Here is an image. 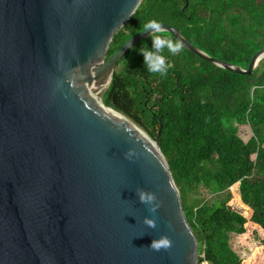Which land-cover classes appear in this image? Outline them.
Returning <instances> with one entry per match:
<instances>
[{
	"label": "water",
	"instance_id": "95a60500",
	"mask_svg": "<svg viewBox=\"0 0 264 264\" xmlns=\"http://www.w3.org/2000/svg\"><path fill=\"white\" fill-rule=\"evenodd\" d=\"M141 1L0 0V264H200L159 150L161 119L153 141L106 102L117 63L149 37L106 58ZM162 27L234 74L252 76L264 58L263 48L242 69ZM164 236L171 248L152 249Z\"/></svg>",
	"mask_w": 264,
	"mask_h": 264
},
{
	"label": "trees",
	"instance_id": "16d2710c",
	"mask_svg": "<svg viewBox=\"0 0 264 264\" xmlns=\"http://www.w3.org/2000/svg\"><path fill=\"white\" fill-rule=\"evenodd\" d=\"M152 19L242 69L264 48V0H142L113 36L106 58ZM144 46L152 47L149 37L117 63L107 106L153 141L161 119L159 150L203 255L199 263L264 264V58L252 76L239 75L183 47L177 55L165 50L169 70L159 75L147 70ZM200 188L210 198H200ZM232 189L246 215L229 205ZM248 225L255 238L247 251L238 240L248 236Z\"/></svg>",
	"mask_w": 264,
	"mask_h": 264
},
{
	"label": "clouds",
	"instance_id": "9594fccd",
	"mask_svg": "<svg viewBox=\"0 0 264 264\" xmlns=\"http://www.w3.org/2000/svg\"><path fill=\"white\" fill-rule=\"evenodd\" d=\"M142 29L148 34L149 39L152 42V47L148 48L144 46L140 54L144 57V63L147 70L153 74L166 75L169 70V65L167 63V56L165 55V50L171 55H177L183 50V43L179 40H173L166 33L167 30L162 27V24L155 19L149 20L142 25ZM139 199L141 203L147 205H153L156 201L154 194L145 193L143 190L138 192ZM159 204L150 208V211L155 213ZM144 223L150 227L155 228L156 222L154 219L145 218ZM171 242L166 236L153 240L151 248L159 251L161 249H170Z\"/></svg>",
	"mask_w": 264,
	"mask_h": 264
},
{
	"label": "rangeland",
	"instance_id": "374dc122",
	"mask_svg": "<svg viewBox=\"0 0 264 264\" xmlns=\"http://www.w3.org/2000/svg\"><path fill=\"white\" fill-rule=\"evenodd\" d=\"M234 192H235V190L232 189V191H231V193H232V200L230 201L229 205H231V207L233 209H241L240 208V204L238 203V200H237V198L234 195ZM198 195L202 199H204V198L205 199L210 198L209 193L205 189H203V188H200L198 190ZM241 211H242L243 214L246 213L243 209H241ZM247 229L249 230L248 236L242 237L241 239L238 240V242H239L241 248H245L248 251V250H251L254 247V238H255V234H254V231L255 230L254 229L255 228L253 226H251V225H248L247 226ZM198 256L201 257V258L203 257V255H201V256L198 255ZM201 264H206V263L203 262Z\"/></svg>",
	"mask_w": 264,
	"mask_h": 264
},
{
	"label": "bare ground",
	"instance_id": "6f19581e",
	"mask_svg": "<svg viewBox=\"0 0 264 264\" xmlns=\"http://www.w3.org/2000/svg\"><path fill=\"white\" fill-rule=\"evenodd\" d=\"M111 111V110H110ZM112 112V111H111Z\"/></svg>",
	"mask_w": 264,
	"mask_h": 264
}]
</instances>
